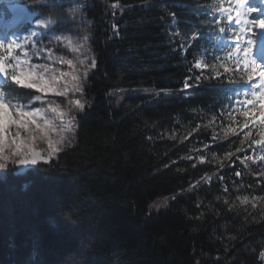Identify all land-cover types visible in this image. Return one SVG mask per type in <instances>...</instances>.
Segmentation results:
<instances>
[{
	"label": "trees",
	"instance_id": "16d2710c",
	"mask_svg": "<svg viewBox=\"0 0 264 264\" xmlns=\"http://www.w3.org/2000/svg\"><path fill=\"white\" fill-rule=\"evenodd\" d=\"M27 1L79 5L97 66L74 145L25 174L0 156V264H264V150L249 149L264 132H221L252 98L248 74L221 67L218 0Z\"/></svg>",
	"mask_w": 264,
	"mask_h": 264
},
{
	"label": "rangeland",
	"instance_id": "374dc122",
	"mask_svg": "<svg viewBox=\"0 0 264 264\" xmlns=\"http://www.w3.org/2000/svg\"><path fill=\"white\" fill-rule=\"evenodd\" d=\"M26 1V0H23ZM49 0H44V2L48 3ZM221 1V0H220ZM222 1H228L231 5L230 7H222L217 14L218 17H227L230 15L231 19L229 20V23L231 25V32L237 34L238 37H240V42L238 39L234 40H228V41H222V45H228L227 47L224 46L223 50L225 52L231 51V48L234 50L233 54L230 52L227 53V56L225 55L224 58L221 59V67L223 70L230 69V66L232 65V60L234 63L235 61L233 57L239 55V53L236 52V45L237 43H241L247 40L249 36L248 33V22L250 20V16L248 13H246L247 9H251V15L253 18H258L259 20H263L264 17H261V12L259 11V3H257V0H243V4L237 9V0H222ZM0 3H17L13 2V0H0ZM23 3V2H18ZM23 5V4H22ZM29 4L21 6L23 9L28 10L29 14V20L30 23L33 25L34 23H43L42 27L40 28H33L30 32L29 30L31 28H27V34L30 35L29 39L26 40L21 44L19 47V50L15 45H12L10 52L8 49V45L11 43H5V39L0 38L4 42L2 48L7 54L11 56H16L17 62L20 63V70L28 71L30 70V66H37L36 71L39 72L42 69L39 66H46L48 68V72L45 73V76H51L52 74L59 75L61 72L66 73H74L77 75H80L83 77L82 72H79L77 70L81 69L83 65L81 64V61H84L85 63H90L92 59H95L97 62V57L92 49L91 46V35L89 33V30L91 29L90 24L88 21H86L83 17V9L77 5V4H71L68 6L63 7H56L53 5L46 4L42 9H38V11L31 12L33 9L27 8ZM13 8V6H11ZM29 7V6H28ZM244 7H246L244 9ZM237 11L240 12V16H237ZM245 11V15L243 14ZM32 16H36L33 20H31ZM39 17V18H38ZM39 19V20H38ZM17 21V20H15ZM21 20L18 22L20 23ZM246 23V27L248 29H240L239 26H243ZM258 29V26L255 28H252V32H256ZM262 31V30H260ZM237 37V38H238ZM30 42L31 46H28L27 44ZM233 44V45H231ZM22 49V50H21ZM232 56V57H231ZM71 60L73 62V65H75V68H73V65H69L67 61ZM195 66L198 70H203L208 68V58L204 55L200 56ZM238 67H241L243 71H246V69L243 67V64L239 62ZM92 69L89 70V73ZM89 73L86 78H82V84L83 88H86V80L89 76ZM254 86L250 89H247V92L251 93L253 88H259V79L254 76ZM149 89V91H153L156 93V97L158 98L161 94L166 93L165 90H157L155 88H146ZM260 91H264V89H259ZM27 93H36L35 90L27 89ZM48 97L55 100L57 103H60L61 110L66 112V115L63 119H61L57 113H53L50 110L45 111L44 116H46L49 120L53 122V124L56 127V131L50 132L49 136L54 140L58 141L60 140V137L63 136V142L57 143L54 146L59 148L60 151L56 153L52 158L57 157V155L66 147L74 145L77 141V125H76V119L75 123L69 125L68 121L74 117L71 112L67 111V107L65 103L62 102V98L56 97L54 94H46ZM72 99L78 98V93H70L69 94ZM10 100L11 102L8 104V110L5 109L6 113L9 114L7 118L4 119L5 121V127H4V151L2 154V158L4 159V162L7 163L9 166L14 169V171L17 174H25L28 171H30L34 166L36 165H19L14 164L13 160L15 158H27L32 159L33 154L35 153V158L38 160V164L43 162L40 160L41 157H46L48 152L51 151L49 149L47 144V139H36L35 141L28 140L27 137V131L24 129L20 130V138L23 140V143L21 144L20 154L18 155L15 152V145L12 142V137L15 135L16 132V124L11 123L9 118L11 120H15L18 117V113L13 108V105L20 106V105H27L26 108H21V111H34V107H42L47 109V102H40L35 101L34 99L31 100V103L29 102L30 97H18L14 96L10 99H7L6 102ZM82 101V100H81ZM83 102V101H82ZM264 103V101L260 102L261 104ZM55 106V104L53 105ZM24 109V110H22ZM2 118V115H0ZM38 117V118H37ZM35 117L37 119L38 123H43L44 117L37 116ZM261 119L260 115L257 117V125L255 128L257 129L259 134H262L263 131V125L259 124V120ZM8 121V122H7ZM8 123V124H7ZM255 124V125H256ZM223 126L221 128L222 134H225L227 131H229V125L226 123H223ZM7 127V128H6ZM0 157V158H1ZM51 158V159H52Z\"/></svg>",
	"mask_w": 264,
	"mask_h": 264
},
{
	"label": "snow or ice",
	"instance_id": "6c2138e0",
	"mask_svg": "<svg viewBox=\"0 0 264 264\" xmlns=\"http://www.w3.org/2000/svg\"><path fill=\"white\" fill-rule=\"evenodd\" d=\"M243 4V0H237V9ZM113 9H118L119 5H113ZM241 14L237 11V16L239 17ZM228 19H231V16H228ZM249 29L247 35L249 38L241 43H237L236 52L239 55L233 57V59L237 62L243 64V67L247 70L248 73V81L251 82L253 80V76L259 79V88H253L250 95L252 99H247L241 101L243 104H247L249 107L242 114L245 117V120L242 125L238 124L237 127H232L229 125V131L226 135H238V129L241 131L250 129L251 126L257 123L256 115L259 114L261 119L259 120L260 125H264V103L261 104L259 110L256 109V104L264 101V91H260L259 89H264V31L252 32V27L257 26V21H249ZM114 32L118 35V29L115 25L112 26ZM258 28L260 30H264V20H260L258 22ZM17 37L13 36L11 38V43L8 45V49H10L12 45H15L17 48L20 47L19 44L16 43ZM4 42L0 40V47H3ZM13 59H15L13 57ZM69 65H73L71 60L67 61ZM83 67L77 71L82 72L83 77L74 73H66L61 72L59 75L52 74L51 76L46 77L45 73L48 72V68L46 66H39L42 70L37 72V66H30V70L23 71L20 70V63L17 62L15 66L8 67L4 63V57L0 56V77L3 78V82H0V110H5L8 108V104L11 102L6 99L9 94L16 93L20 89H31L35 90L36 93H28L27 95L30 97L29 102L31 100L47 102V109L42 107H34V111H21V108H26L27 105L15 106L13 108L18 113V117L15 120H11V123L16 124V132L12 137V142L15 145V152L19 155L21 144L23 140L20 138V130L24 129L27 131V139L31 141H35L36 139H47V144L51 151L48 152L46 157H41L40 160L44 163H48L51 158L60 151L59 148L54 145L57 143L63 142V136L60 137V140L54 141L50 136V132L56 131V127L51 120H49L46 116H44L45 111L50 110L53 113H57V115L63 119L66 115V112L61 110L60 103H57L52 98L48 97L46 94L52 93L56 97L62 98V102L65 103L67 107V111L71 112L74 108L79 112L83 113L86 106L90 107V105H86L85 102H82L81 99L76 98L72 99L70 97V93H83L84 88L82 84V78H86L90 69L96 68V61L92 59L90 63H85L81 61ZM75 68V65H73ZM227 71V70H226ZM197 79H199L197 77ZM189 84L187 81L184 83V88L187 89ZM55 104V106H53ZM42 116L44 117L43 123H38L35 117ZM69 125L75 123V117H72L68 121ZM4 127L5 124L3 121H0V156H2L4 151ZM251 136V131H244V138L247 140ZM254 145H260L261 149L264 150V139H255L249 141V149H251ZM244 151L243 141H241V145L236 148V153H240ZM235 155V153L228 152L226 153V158L231 160V157ZM36 154H33L32 159L27 158H15L13 160L14 164L19 165H37L38 160L35 158ZM200 162H207V158L205 156H200ZM246 159H251V157H246ZM260 163L264 164V156L259 157ZM217 163L221 168H223L224 163L223 160H218ZM195 167V165H193ZM7 164L0 163V169L7 168ZM236 177H240L241 173L239 171L235 172ZM264 179V174L261 176ZM210 179V178H209ZM222 180L223 177H220ZM224 192L227 193L228 189L224 188ZM244 203H249L248 198H244ZM255 207V204H253ZM261 258L264 259V252L261 254Z\"/></svg>",
	"mask_w": 264,
	"mask_h": 264
},
{
	"label": "bare ground",
	"instance_id": "6f19581e",
	"mask_svg": "<svg viewBox=\"0 0 264 264\" xmlns=\"http://www.w3.org/2000/svg\"><path fill=\"white\" fill-rule=\"evenodd\" d=\"M13 2H17V3L18 2H23L24 3L25 1H23V0H13ZM31 5L29 4L28 5L29 7L27 6V8L33 9V7ZM246 13H248V15L250 16V20L249 21H257V26H258V22L260 20L258 18H253L252 17V15H251V13H252L251 12V9H247L246 10ZM35 17L36 16H32L31 17V20H32V18L34 20ZM29 18L30 17H29V14H28V10H25L23 8H15V10L13 11V14H12V20H21L20 23L18 21H17V23L8 22L6 19L3 22H1L0 29H3L4 27H6L7 26V23H9V26H11V29H10V31L8 33V37L6 38L7 43H10L11 42V38L13 36H15V37H17L16 43L21 46V44L23 42H25L26 40H28L29 37H30V35H25V34L29 33V32L26 31L27 28L28 29L29 28H32L33 29V28H40V27H42L43 23H34L32 25L30 23ZM12 25H15V26H12ZM257 26L252 27V28H255L256 29ZM248 27H249V24H248ZM27 45L28 46H31L30 42ZM22 110H24V109H22ZM0 115H2V118L0 117V121H3V123L6 124L5 121H4V119L7 118L9 114H7L5 110H0ZM9 120L11 121L10 118H9Z\"/></svg>",
	"mask_w": 264,
	"mask_h": 264
}]
</instances>
